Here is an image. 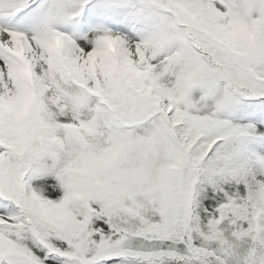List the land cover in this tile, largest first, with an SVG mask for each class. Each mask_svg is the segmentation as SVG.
<instances>
[{
  "label": "snow or ice",
  "instance_id": "6c2138e0",
  "mask_svg": "<svg viewBox=\"0 0 264 264\" xmlns=\"http://www.w3.org/2000/svg\"><path fill=\"white\" fill-rule=\"evenodd\" d=\"M0 264H264V0H0Z\"/></svg>",
  "mask_w": 264,
  "mask_h": 264
}]
</instances>
